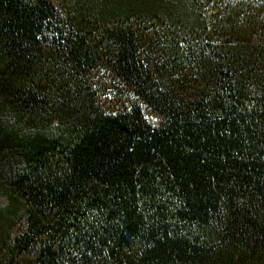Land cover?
Returning a JSON list of instances; mask_svg holds the SVG:
<instances>
[{"label":"trees","instance_id":"trees-1","mask_svg":"<svg viewBox=\"0 0 264 264\" xmlns=\"http://www.w3.org/2000/svg\"><path fill=\"white\" fill-rule=\"evenodd\" d=\"M0 264H264V0H0Z\"/></svg>","mask_w":264,"mask_h":264},{"label":"rangeland","instance_id":"rangeland-1","mask_svg":"<svg viewBox=\"0 0 264 264\" xmlns=\"http://www.w3.org/2000/svg\"><path fill=\"white\" fill-rule=\"evenodd\" d=\"M4 200H5V196L2 193H0V204L3 203Z\"/></svg>","mask_w":264,"mask_h":264}]
</instances>
